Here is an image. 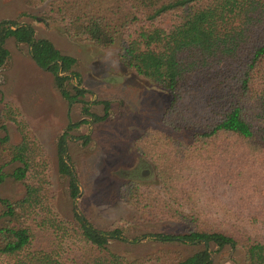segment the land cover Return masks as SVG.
I'll list each match as a JSON object with an SVG mask.
<instances>
[{
  "label": "trees",
  "instance_id": "obj_1",
  "mask_svg": "<svg viewBox=\"0 0 264 264\" xmlns=\"http://www.w3.org/2000/svg\"><path fill=\"white\" fill-rule=\"evenodd\" d=\"M23 3L40 8L37 22L60 27L71 40L101 49L115 45L122 67L166 91L169 101L160 121L178 136L163 135L165 141L184 148L187 164L194 165V172L187 175L192 183L203 173L201 179L212 180L222 193L230 191L226 205L231 209L218 213V221L211 223L193 211V192L167 193V178L158 194L128 182L120 196L134 208L130 219L98 230L73 208L67 227L47 208L49 183L37 175L40 149L7 102L0 110V187L9 179L24 192L15 200L0 196V256L10 264H151V257L128 260L112 253L108 241L123 239L121 226L169 218L186 227L180 233L150 235L161 246L181 248L173 251L172 262L161 260L163 264H213L211 252L237 247L243 250V264H264V0ZM7 39L28 47L30 59L51 75L52 87L67 107L81 103L82 114L92 122L105 119L107 102L101 103L103 115L93 116L81 100L84 90L69 84L66 88L77 77L75 60L60 54L46 39H35L28 25L0 21V69L9 55L4 47ZM5 122L17 129L16 144H10ZM81 123L87 120L68 123L65 130ZM64 138L65 132L56 142V168L67 178L69 197L74 200L79 192ZM224 224L233 230L213 227ZM39 230L47 235L42 241L45 248L35 244ZM252 231L250 240L247 234ZM56 240L69 245H58Z\"/></svg>",
  "mask_w": 264,
  "mask_h": 264
},
{
  "label": "rangeland",
  "instance_id": "obj_2",
  "mask_svg": "<svg viewBox=\"0 0 264 264\" xmlns=\"http://www.w3.org/2000/svg\"><path fill=\"white\" fill-rule=\"evenodd\" d=\"M39 10L25 7L23 0H0V21L30 26L35 39H46L60 54L75 60L73 71L77 77L69 80L66 88L69 89V84L84 90L81 100L89 114L101 117V103H108L106 117L99 122H92L82 114L81 103L67 107L53 89L51 75L30 59L28 47L12 39L5 41L9 55L0 69V110L4 103H12L18 112L17 118L25 124L27 136L40 149L37 175L49 183L45 203L50 212L68 227L75 208L95 229L102 230L113 221L130 219L134 213V208L120 196L125 184H140L158 194L162 190V180L167 178L164 186L167 193L176 191L183 195L190 190L193 211L208 222H217L218 213L231 209L226 205L231 193L224 189L222 193L212 180L201 179L203 173H199L194 183L187 179V175L194 172L193 163L187 164L184 148L168 143L163 137L178 136L160 121L169 94L122 67L115 45L101 49L71 40L60 27L37 22L35 16ZM83 119L87 123L65 130L68 123L75 124ZM5 128L10 144H16L20 135L15 126L5 122ZM64 132L67 163L79 192L74 200L69 197L67 178L56 168L55 146ZM2 135L0 131V137ZM141 135L144 136L139 138ZM182 143L185 145V141ZM23 192L19 183L9 179L0 187L1 198L15 200ZM185 227L186 223L169 218L130 223L120 227L123 239L108 241V247L112 253L128 260L151 257V264L172 262L173 251L181 248L161 246L150 235L180 233ZM213 227L228 232L233 230V226L225 224ZM255 234L259 235L256 231ZM247 236L253 240L254 231ZM46 237L44 231H38L35 241L38 248H45L42 241ZM55 242L62 246L69 243ZM211 260L213 264H243V250L237 247L225 248L218 254L211 252ZM0 264L10 262L0 256Z\"/></svg>",
  "mask_w": 264,
  "mask_h": 264
}]
</instances>
